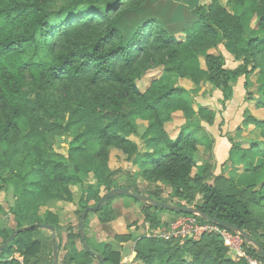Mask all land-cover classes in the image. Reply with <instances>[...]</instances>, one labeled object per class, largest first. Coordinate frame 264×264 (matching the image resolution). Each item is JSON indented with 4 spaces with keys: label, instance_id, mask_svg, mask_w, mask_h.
Segmentation results:
<instances>
[{
    "label": "trees",
    "instance_id": "16d2710c",
    "mask_svg": "<svg viewBox=\"0 0 264 264\" xmlns=\"http://www.w3.org/2000/svg\"><path fill=\"white\" fill-rule=\"evenodd\" d=\"M221 45L240 61L238 67L228 68L221 54L209 52ZM156 68L163 69L161 75L142 92L138 82ZM256 73L262 80L256 106L264 109V0H0V192L13 187L15 195L8 209L0 204L5 217L0 245L27 225L56 227V236L42 228L17 234L0 252V264H53L57 240L64 251L59 264H101L83 248L80 225L69 226L61 238L60 215L47 208L73 202L76 186L85 189L79 222L86 207L113 188L127 187L156 200L195 205L211 219L246 230L264 249V120L244 121L260 136L248 147L242 146L243 126L238 127L241 140L230 136L229 176L214 182L205 176L207 167L200 176L197 154L204 143L195 130L172 139L166 129L176 111L188 122L197 115L206 121L214 117L208 106L194 111L181 78L196 86L210 84L230 101L238 81ZM139 120L148 122L142 135L146 151L132 139L139 134ZM64 136L71 137L68 156L55 149L56 139ZM111 149L139 169L126 185L111 175ZM90 174L95 182H88ZM159 183L171 187L165 198ZM118 197L140 203L153 229L163 225L162 212L215 224L115 196L85 223L88 244L106 264H124L128 252L90 236V217L110 224ZM115 239L134 243L137 264H248L232 259L214 232L200 239L132 234ZM244 249L264 262L246 242Z\"/></svg>",
    "mask_w": 264,
    "mask_h": 264
},
{
    "label": "rangeland",
    "instance_id": "374dc122",
    "mask_svg": "<svg viewBox=\"0 0 264 264\" xmlns=\"http://www.w3.org/2000/svg\"><path fill=\"white\" fill-rule=\"evenodd\" d=\"M210 1L211 0H202L203 3H209ZM226 2L227 0H223V3ZM180 32L181 31H179L178 35H181ZM209 52L217 55L221 54L225 58L226 66L228 68L234 69L240 64V61L229 53L223 45L217 49H211ZM162 71V68H156L148 72L143 79L138 82L141 91H145L154 79L159 78ZM261 81L262 80H259L258 73L252 75L250 79L247 80L241 78L234 87L232 99L230 101H224L225 98L222 91L213 88L210 84L196 86L190 79L181 78L179 80V85L185 87L191 92L192 107L196 113H198L201 106H208L214 110V117L209 121H206L204 118L197 115L194 118V122L198 124L197 127L194 125V122H188L182 111L174 112L172 114V120L166 124L167 132L172 139H175L182 131L195 130L198 138L204 143L197 154L201 166L200 176H204L201 174L203 167H207L205 176L210 178L212 182L217 181L216 179L220 175H224L225 177L229 176L231 168V163L227 162L231 148L229 138L231 136L234 141L241 140L238 127L243 126L245 128L241 133V135L243 134V147H248L249 142L253 138L257 139L260 137L254 124L248 122L245 125L244 121L247 120L246 118L249 116L256 120H264V109L256 106L258 100L261 98ZM245 82H247V84ZM138 123L139 134L133 135L132 139L137 142L141 151H146V142L145 139L142 138V135L146 132L148 122L139 120ZM70 143V136L59 137L55 141V149L59 153L68 156L71 147ZM109 167L111 175L116 180V184L121 186L126 185L131 172L139 170L138 167H135L127 160V157L121 151L116 149H111L109 151ZM195 172L197 174V172L199 173V170L197 169ZM88 182H95L93 174L89 175ZM159 184L160 187L165 190V198L168 191L171 190V187L165 183ZM194 184L196 189L200 190L196 181H194ZM13 190V187H11L8 191L0 192V204L6 209L14 203L15 195ZM84 190V187H73L75 196L73 202L61 201L58 203H51L47 207L60 215L61 225L63 227L61 232L62 235H60L61 238L66 237V229L69 226H73L74 228L79 224V199L83 195ZM198 196V201L201 202V194H198ZM112 205L116 211V218L110 224L104 225L99 222L94 214H92L90 217L91 223L89 234L99 241L111 242L116 249L127 251L128 256L124 259V264H137L133 262L135 258V253L132 252L134 243L129 241L122 245L119 240L115 239V235L132 234L135 237H138L141 235H148L155 229H153L151 224L145 220L144 210L140 203L127 197H118L113 200ZM47 208L43 207L42 211H45ZM161 217L163 225L158 229L167 232L174 224L182 219L183 215H173L162 212ZM4 218V215H1L0 222L3 221ZM11 218L12 216H9V220ZM173 239L180 240V237H173L164 240ZM63 253L64 251H60L59 249V258Z\"/></svg>",
    "mask_w": 264,
    "mask_h": 264
},
{
    "label": "water",
    "instance_id": "95a60500",
    "mask_svg": "<svg viewBox=\"0 0 264 264\" xmlns=\"http://www.w3.org/2000/svg\"><path fill=\"white\" fill-rule=\"evenodd\" d=\"M118 195H123V196L135 198L139 202L149 204L155 208H162V209H165V210H168L171 212H175V213H179V214L197 215V216L204 218L205 220H211L215 224H217L223 228H226L229 231H232L234 233L241 235L243 240L247 244H249L264 259V249L262 248L260 243L258 241H256L246 230L240 228L239 226H237L235 224H231L230 222H227L225 220H220L217 218L211 219L209 216H207L203 212H201V210L195 205H176L173 203L156 200V199L151 198L149 196L136 193L132 188L116 187V188H113L110 191H108L99 200V202L97 204L86 207L82 212L80 222H79V225H80L79 234H80V239H81V243L83 245V248L85 249V251L87 253L96 256L100 260L101 264H106L105 259L101 254L94 252L92 250L91 246L88 244L86 232H85V223H86V219L89 216V214L98 211L109 200H111L112 198H114L115 196H118ZM35 228H42L45 230H49V231H51L53 236H56V227L52 224L35 223V224L27 225V226L16 229L11 234V236L6 240V242L4 244L0 245V252L5 250L9 246V244L15 239L17 234H20L22 232H26V231H29V230H32ZM190 238H192V237H190ZM52 256H53V264H59V244H58V241H56L54 244Z\"/></svg>",
    "mask_w": 264,
    "mask_h": 264
},
{
    "label": "built area",
    "instance_id": "2783aa9c",
    "mask_svg": "<svg viewBox=\"0 0 264 264\" xmlns=\"http://www.w3.org/2000/svg\"><path fill=\"white\" fill-rule=\"evenodd\" d=\"M180 202L179 199H175V203ZM217 233L219 234L225 246L229 249V252L233 254V258L238 260L244 258L248 264H264L262 261L254 258L244 249L245 241L241 235L232 233L226 228H223L217 224H202L195 216H183L176 224H174L170 230L163 232L160 229H155L149 233L148 237H159L164 239L171 238H183L192 237L198 239L204 233Z\"/></svg>",
    "mask_w": 264,
    "mask_h": 264
},
{
    "label": "crops",
    "instance_id": "0c3cea01",
    "mask_svg": "<svg viewBox=\"0 0 264 264\" xmlns=\"http://www.w3.org/2000/svg\"><path fill=\"white\" fill-rule=\"evenodd\" d=\"M156 229H158V228H156ZM145 236H147V235H145ZM147 237H148V236H147ZM158 238H159V237H158ZM228 255H229L232 259H234V258H233V254H232L231 252L228 251ZM234 260H236V259H234Z\"/></svg>",
    "mask_w": 264,
    "mask_h": 264
}]
</instances>
